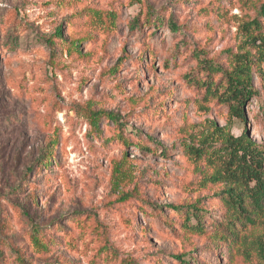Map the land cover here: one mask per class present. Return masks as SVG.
Masks as SVG:
<instances>
[{"label": "rangeland", "instance_id": "1", "mask_svg": "<svg viewBox=\"0 0 264 264\" xmlns=\"http://www.w3.org/2000/svg\"><path fill=\"white\" fill-rule=\"evenodd\" d=\"M262 6L0 0V264H264V214L245 223L184 149L246 129L264 151V25L246 27ZM246 52L242 122L202 60L231 71Z\"/></svg>", "mask_w": 264, "mask_h": 264}, {"label": "trees", "instance_id": "2", "mask_svg": "<svg viewBox=\"0 0 264 264\" xmlns=\"http://www.w3.org/2000/svg\"><path fill=\"white\" fill-rule=\"evenodd\" d=\"M264 17V6L260 9ZM263 22L254 19L246 24L249 29H262ZM171 28L177 30V26L172 24ZM57 35L62 38V29ZM261 40L262 50L258 62L264 63V36L255 37L254 40ZM79 46V44H78ZM77 46V47H78ZM235 65L231 71H225L215 63L202 60L205 71L203 85L206 87V94L218 97V100L230 106L231 115L240 121L246 122L247 117L244 111L245 103L255 95L251 83L253 80V61L249 52L234 56ZM212 74H222L225 79L224 90L219 92V88H214L209 79ZM108 118L112 121L120 122V119L113 113H108ZM188 156L196 160H206L208 165L214 167V173L207 178V182L212 184H225L221 192L223 199L229 209L241 217L245 223L257 225L258 219L264 214V151L259 149L251 140L248 131L243 130L240 136L228 134L223 138L221 144L214 142L209 135L200 140L198 145H184ZM166 153V152H165ZM252 207V212L248 210V204ZM173 211L185 210L188 214L187 220L197 219V225H201L202 211L195 206L186 208L181 206H169ZM34 233H38V228ZM176 259L181 264H187L182 256Z\"/></svg>", "mask_w": 264, "mask_h": 264}]
</instances>
